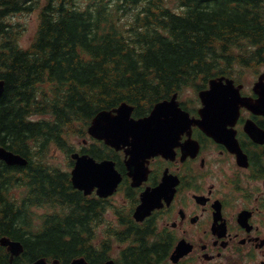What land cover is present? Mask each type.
Returning <instances> with one entry per match:
<instances>
[{
	"label": "trees",
	"instance_id": "1",
	"mask_svg": "<svg viewBox=\"0 0 264 264\" xmlns=\"http://www.w3.org/2000/svg\"><path fill=\"white\" fill-rule=\"evenodd\" d=\"M79 1L48 0L26 50L1 19L27 0H0V146L29 159L27 167L0 161V239L22 242L32 258L69 256L90 241L86 217H52L37 234L25 206L10 202L15 185L29 187L32 203L69 196L68 177L44 162L50 148L86 134L100 110L127 102L146 114L236 64H264V0H87L85 11ZM146 251L133 264L147 263Z\"/></svg>",
	"mask_w": 264,
	"mask_h": 264
},
{
	"label": "flooded vegetation",
	"instance_id": "2",
	"mask_svg": "<svg viewBox=\"0 0 264 264\" xmlns=\"http://www.w3.org/2000/svg\"><path fill=\"white\" fill-rule=\"evenodd\" d=\"M231 90L241 98L238 117L220 122L211 134L195 122L201 119L200 100L181 103L193 126L172 139L170 152L144 161L147 178L140 186L133 185L141 167L129 165L131 147L115 150L94 140L91 155L97 162L114 161L122 176L116 193L101 196L97 186L86 194L69 180V196L63 194L53 208L58 216L86 217L85 233L93 240L53 259L27 257L22 242L13 257L0 242V264H133L145 250L149 261L139 264H264V67L249 83L234 79ZM152 190L148 200L158 206L137 221L135 212ZM105 233L112 234L109 240Z\"/></svg>",
	"mask_w": 264,
	"mask_h": 264
},
{
	"label": "water",
	"instance_id": "3",
	"mask_svg": "<svg viewBox=\"0 0 264 264\" xmlns=\"http://www.w3.org/2000/svg\"><path fill=\"white\" fill-rule=\"evenodd\" d=\"M224 79L225 78L213 79L210 82V89L207 91H202L200 93L205 108L201 110L203 120L197 123L207 131L217 129V123L220 120L230 122L232 118H236V115L238 113L239 103H241V101L238 96H236V98H233L230 95L227 90L232 87V84H229L227 86L223 85L222 81ZM4 84V81H0V97L4 92ZM132 112L133 107L128 105L127 103H123L118 109L114 111V114L110 111H101L93 120L89 132L97 138L106 139L109 144L118 149L129 144L130 138H133V144L135 148L145 146L150 151L147 152L144 156L150 157L159 153L156 140L158 133L157 130L148 133L146 132V130L157 128L158 124L162 129L161 122L164 120L181 121L187 118V115H185V113L182 112L179 108L177 95H175L171 101L158 103L152 111L151 116H149L148 118L134 121L133 119H131ZM189 127L190 124L185 128L182 127V129L180 128V126H178V128L180 129H178L173 125H171V127L165 125L163 129L168 132L170 128L169 132L172 134V136L179 137L182 133L185 132L183 130ZM176 130L179 131L176 132ZM0 157L8 163L26 164V160L23 157L6 151L3 148L0 149ZM81 160H84L82 161L84 163L79 164L74 170V179L77 182V178H79L80 173L83 172L82 175L85 178V185H88L90 184L92 179L91 173L93 169L97 168V166L93 162L87 163L86 161L90 162L91 160H88L86 158H82ZM119 182L120 177L114 175L112 179L107 180V183L110 184L107 186V188L110 191L106 190L101 182H96L93 186L101 185L103 193L108 194L109 192H111V190H114ZM148 212L141 215V218L146 216Z\"/></svg>",
	"mask_w": 264,
	"mask_h": 264
},
{
	"label": "rangeland",
	"instance_id": "4",
	"mask_svg": "<svg viewBox=\"0 0 264 264\" xmlns=\"http://www.w3.org/2000/svg\"><path fill=\"white\" fill-rule=\"evenodd\" d=\"M39 1H40V5L34 8L29 13H22V14L19 13L18 15L10 18V20L13 22V25L16 28L15 30L19 32L20 37L18 39V42L22 48H28L37 34L40 25V11L46 3V0H39ZM82 5H85V3H82ZM252 78H253V71L248 70L246 72L244 79H246L249 83L252 80ZM181 100L185 102L196 103L194 92L192 90H187L183 94V96H181ZM83 141L84 138H75L74 144L79 147L83 144ZM53 156L54 157L51 158V160L54 162V164L61 165L63 169H66L65 154L61 152L53 151Z\"/></svg>",
	"mask_w": 264,
	"mask_h": 264
}]
</instances>
